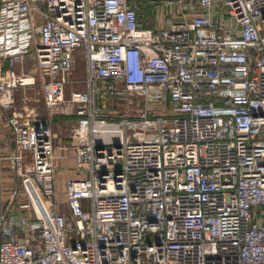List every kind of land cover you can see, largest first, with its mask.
I'll return each mask as SVG.
<instances>
[{
	"label": "built area",
	"instance_id": "2783aa9c",
	"mask_svg": "<svg viewBox=\"0 0 264 264\" xmlns=\"http://www.w3.org/2000/svg\"><path fill=\"white\" fill-rule=\"evenodd\" d=\"M155 9L148 28L137 0H0V107L26 199L0 207V264H264V0ZM78 56L83 87L65 97ZM35 85L74 116L66 212L52 132L14 108ZM133 99L136 118L97 143L95 121Z\"/></svg>",
	"mask_w": 264,
	"mask_h": 264
},
{
	"label": "rangeland",
	"instance_id": "374dc122",
	"mask_svg": "<svg viewBox=\"0 0 264 264\" xmlns=\"http://www.w3.org/2000/svg\"><path fill=\"white\" fill-rule=\"evenodd\" d=\"M150 25L155 26L153 22ZM35 60L32 55H28L24 61L25 70L29 71L34 68ZM85 74V66L83 57L78 56L73 68L70 71V82L66 86L65 97H67L69 91L72 88H82L81 80H83ZM32 108L34 113L36 112L39 117L46 120L52 134L53 141L60 143L69 140L71 141V128L74 124V116L68 114H62L51 110L43 100V94L40 89V85L33 87H27L18 89L15 91V104L14 108L23 109ZM143 108V102L141 100H130L129 103L124 104L123 101H119L117 108V118L113 120H97L94 123V137L97 143L110 144L114 143L121 133L120 118L130 117L131 119L136 118L139 111ZM62 189V188H61ZM56 199L58 201L59 211L66 209L64 202L63 191L56 189Z\"/></svg>",
	"mask_w": 264,
	"mask_h": 264
},
{
	"label": "crops",
	"instance_id": "0c3cea01",
	"mask_svg": "<svg viewBox=\"0 0 264 264\" xmlns=\"http://www.w3.org/2000/svg\"><path fill=\"white\" fill-rule=\"evenodd\" d=\"M159 3L160 0H137V16L142 26L154 27L150 23L155 22V8ZM8 113L7 109L0 107V207L10 204V212L22 214L24 211L19 205L26 199L25 195L21 193L19 177L10 167V157L14 153L15 143L11 127L7 121ZM34 116L39 117L36 112ZM53 146L55 152L61 155L55 160L53 184L55 190L63 191L64 195L66 179L78 175L74 166L73 149L69 140L62 143L53 141ZM15 191H18L19 195L12 199ZM66 211L67 207L63 212Z\"/></svg>",
	"mask_w": 264,
	"mask_h": 264
}]
</instances>
